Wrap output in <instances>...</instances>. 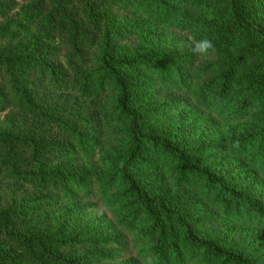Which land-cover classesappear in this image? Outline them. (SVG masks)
Instances as JSON below:
<instances>
[{"label": "trees", "instance_id": "obj_1", "mask_svg": "<svg viewBox=\"0 0 264 264\" xmlns=\"http://www.w3.org/2000/svg\"><path fill=\"white\" fill-rule=\"evenodd\" d=\"M148 256L264 264V0H0V264Z\"/></svg>", "mask_w": 264, "mask_h": 264}, {"label": "clouds", "instance_id": "obj_2", "mask_svg": "<svg viewBox=\"0 0 264 264\" xmlns=\"http://www.w3.org/2000/svg\"><path fill=\"white\" fill-rule=\"evenodd\" d=\"M191 51L201 59H209L215 54L216 48L211 39L203 37L199 40L193 39ZM236 146L238 147V141L236 142ZM144 264H154L153 258L151 256L146 257Z\"/></svg>", "mask_w": 264, "mask_h": 264}, {"label": "rangeland", "instance_id": "obj_3", "mask_svg": "<svg viewBox=\"0 0 264 264\" xmlns=\"http://www.w3.org/2000/svg\"><path fill=\"white\" fill-rule=\"evenodd\" d=\"M95 210L101 211L103 213V217L105 219H107L108 221H113L111 214L109 212H107V211H103V209L100 206H98ZM127 238H128V240L130 242V247H131V239L132 238L130 236H128ZM134 254H135L134 250L133 251L132 250H128V253L124 252L122 254V256L126 258V257H129L131 255L133 256Z\"/></svg>", "mask_w": 264, "mask_h": 264}]
</instances>
